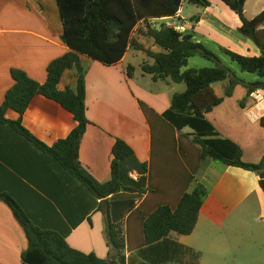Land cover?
I'll use <instances>...</instances> for the list:
<instances>
[{
  "label": "crops",
  "instance_id": "obj_1",
  "mask_svg": "<svg viewBox=\"0 0 264 264\" xmlns=\"http://www.w3.org/2000/svg\"><path fill=\"white\" fill-rule=\"evenodd\" d=\"M209 1V8L195 6L188 17L182 8L176 17L154 21L152 26L179 25L184 28L182 33L193 35L205 46L213 45L221 55L220 47H226L246 56H260L259 48L239 33L237 15L220 0ZM254 5L258 9L251 15L246 13L248 18L264 10L262 0ZM196 16L199 20L192 21ZM63 32L56 0H0V105L14 85L12 69L26 72L41 84L46 82L51 62L70 52L62 40ZM138 40L146 44L144 37ZM150 49L157 51L154 46ZM132 52L111 67L82 57L87 70V116L92 124L82 139L79 158L97 182L106 183L111 180L114 145L118 139L125 141L135 155L121 162L120 181L134 191L97 199L52 156L10 126L0 124V192L14 198L40 229L54 230L74 249L112 264L106 212L124 228L123 264H264L260 176L212 160L203 162L201 149L190 136L192 130L178 131L163 117L173 96L179 94L174 83L154 82L142 73L138 75V70L128 76ZM76 80L75 71L66 70L59 88L74 90ZM231 98L206 118L222 138L240 146L244 162L260 164L264 159V128L260 125L264 107H257L248 95L244 101ZM6 118L17 120L19 114L9 110ZM23 125L52 146L66 139L77 123L59 103L38 95L24 114ZM196 180L209 190V196L193 233H172L148 247L145 220L161 206L176 209ZM27 248L24 229L0 200V264H23Z\"/></svg>",
  "mask_w": 264,
  "mask_h": 264
},
{
  "label": "trees",
  "instance_id": "obj_2",
  "mask_svg": "<svg viewBox=\"0 0 264 264\" xmlns=\"http://www.w3.org/2000/svg\"><path fill=\"white\" fill-rule=\"evenodd\" d=\"M240 20L238 31L251 40L260 50V56H246L230 48L220 47L221 52L237 63L242 72L255 74L261 80L248 84V96L258 90L264 91V10L254 18L245 12L248 0H220ZM63 23V42L70 48L66 55L48 66L47 80L41 84L22 70L12 69L13 87L0 105V124L8 125L33 143L42 152L52 156L60 166L71 173L83 187L97 199L104 200L121 191H134L120 181V164L135 155L133 148L118 139L113 148L111 180L97 182L82 166L79 158L80 145L87 127L92 124L87 116L86 67L82 57H87L104 66L118 65L128 51L142 52L147 56L138 68L142 75L154 82L164 81L185 84L183 93L175 94L170 108L163 117L178 131L190 128L193 142L201 149L202 161L212 160L226 166L238 167L260 175L264 171V159L260 164L243 160V151L234 142L224 139L207 120L206 114L231 98L239 84L233 71L224 66L221 59L204 44L194 40L191 34L176 31L172 26L153 27L154 21L174 18L184 4L209 8V0H56ZM199 20V16L191 19ZM152 40L160 50L153 51L139 42L138 37ZM201 57L215 65L201 69L188 67L189 60ZM66 70L76 73V88H59ZM138 69L128 66V76ZM226 83L224 95H218L213 86ZM42 95L56 101L74 116L77 123L66 139L48 146L32 135L23 125V116L33 99ZM13 110L17 120H9L6 113ZM264 128V118L260 119ZM264 192V179L259 181ZM209 190L197 180L192 189L181 199L178 207L161 206L144 222V234L148 247L165 240L172 233L188 236L195 230L202 206ZM0 200L12 210L28 240V248L22 255L23 264H112L95 254H86L71 247L66 239L54 230L37 227L18 203L6 192H0ZM108 242L114 252L111 261L123 264L126 260V239L122 223L112 220L109 212Z\"/></svg>",
  "mask_w": 264,
  "mask_h": 264
},
{
  "label": "rangeland",
  "instance_id": "obj_3",
  "mask_svg": "<svg viewBox=\"0 0 264 264\" xmlns=\"http://www.w3.org/2000/svg\"><path fill=\"white\" fill-rule=\"evenodd\" d=\"M255 1L256 0H249V3L247 5V10L245 7V12L248 15L253 14L255 12V9H258V7L256 8V5H254ZM262 1L264 2V0ZM195 9H196L195 6L184 4V7H183L184 17H188L189 15H191L192 12H195ZM159 22L161 23V21ZM144 40L146 43L145 46H148L150 48L154 46V43L152 40H148L145 38ZM154 47H155V50L157 51L160 50L157 46H154ZM206 47L211 51L213 50L212 52L217 54V56L221 59L223 65L228 67L231 71H233L237 79L245 83V84H239L238 86L234 88L233 95L230 101H234V102L244 101L248 95V86H249L248 84H254L256 82H259L260 78L255 74L242 72L240 66L237 63L233 62L228 56L221 55L220 52L214 51V49H212L213 45H207ZM145 59H147V56L144 53L132 52L128 57V62L137 68ZM214 65H215L214 63L197 56V57L190 59L188 67L184 68L183 70L185 71L190 68L201 69L205 67H213ZM141 73L142 71L140 70V68H138L137 74L140 75ZM254 79H256V81H254ZM174 85L176 87V92H179V93L185 92L186 90L185 84H174ZM213 87L218 95H221V96L224 95V91L223 89H221V83H218L214 85Z\"/></svg>",
  "mask_w": 264,
  "mask_h": 264
},
{
  "label": "built area",
  "instance_id": "obj_4",
  "mask_svg": "<svg viewBox=\"0 0 264 264\" xmlns=\"http://www.w3.org/2000/svg\"><path fill=\"white\" fill-rule=\"evenodd\" d=\"M169 26H172L176 31L178 32H183L184 31V28L179 26V25H169ZM156 28V27H155ZM251 97L254 99L256 103V106L257 107H264V91L263 90H258L256 92H254ZM132 178L134 180H138L139 179V176L138 175H132Z\"/></svg>",
  "mask_w": 264,
  "mask_h": 264
},
{
  "label": "water",
  "instance_id": "obj_5",
  "mask_svg": "<svg viewBox=\"0 0 264 264\" xmlns=\"http://www.w3.org/2000/svg\"><path fill=\"white\" fill-rule=\"evenodd\" d=\"M259 176H260V179H264V171ZM113 264H118V263L115 262Z\"/></svg>",
  "mask_w": 264,
  "mask_h": 264
}]
</instances>
